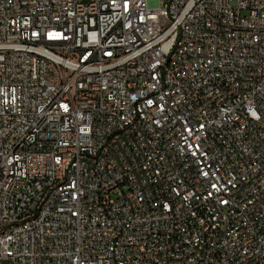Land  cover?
I'll return each mask as SVG.
<instances>
[{
    "label": "built area",
    "instance_id": "2783aa9c",
    "mask_svg": "<svg viewBox=\"0 0 264 264\" xmlns=\"http://www.w3.org/2000/svg\"><path fill=\"white\" fill-rule=\"evenodd\" d=\"M0 264H264V0H0Z\"/></svg>",
    "mask_w": 264,
    "mask_h": 264
}]
</instances>
